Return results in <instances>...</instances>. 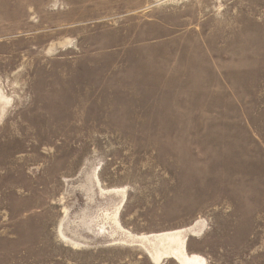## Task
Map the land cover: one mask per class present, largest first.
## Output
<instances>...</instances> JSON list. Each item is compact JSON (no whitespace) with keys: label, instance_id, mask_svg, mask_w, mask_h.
Listing matches in <instances>:
<instances>
[{"label":"rangeland","instance_id":"obj_1","mask_svg":"<svg viewBox=\"0 0 264 264\" xmlns=\"http://www.w3.org/2000/svg\"><path fill=\"white\" fill-rule=\"evenodd\" d=\"M176 233L264 264V0H0V264Z\"/></svg>","mask_w":264,"mask_h":264},{"label":"bare ground","instance_id":"obj_2","mask_svg":"<svg viewBox=\"0 0 264 264\" xmlns=\"http://www.w3.org/2000/svg\"><path fill=\"white\" fill-rule=\"evenodd\" d=\"M164 236L165 234H159L152 239L149 238L150 241H153V247L151 250L147 249L146 251L147 254L154 260L155 264H163L164 259H172L176 261V264L205 263L202 257L200 258L196 255L186 254L184 241L183 239H181L180 233L172 234L168 237V239H163ZM156 239L159 240V242L157 241V245L154 244V241H156Z\"/></svg>","mask_w":264,"mask_h":264}]
</instances>
